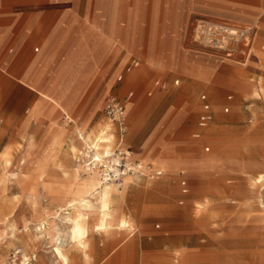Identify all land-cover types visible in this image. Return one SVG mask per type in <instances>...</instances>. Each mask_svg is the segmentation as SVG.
<instances>
[{"label":"rangeland","instance_id":"obj_1","mask_svg":"<svg viewBox=\"0 0 264 264\" xmlns=\"http://www.w3.org/2000/svg\"><path fill=\"white\" fill-rule=\"evenodd\" d=\"M134 1L99 0L101 12L105 5L109 6L108 16L114 19L113 32H110L101 13L102 25L111 41L118 39L122 8L125 3L130 8ZM136 2L141 52L146 51L151 32L158 45L165 42L163 50L159 47L157 60L152 64L143 54L136 55L142 60L141 67L127 74L119 84L116 79L120 70L111 75L101 69V74L95 75L89 87L79 95L72 113H60L53 119L67 130L58 151H34L30 148V139L22 136L24 131L29 132L33 127L23 128L31 102H27L26 110L19 107L21 92L12 90L13 86L7 81L9 77L4 79L0 76V264H64L56 255V247H60L68 257V264H98L95 257L101 245L111 248L101 264H264V204H261L264 178L259 176L264 175V163L259 161L264 159V0L260 3L263 9L257 21L252 23L234 22L210 11L223 7L245 8L254 3L253 0ZM201 20L255 27L251 48L253 56L245 74L241 70L245 69L242 59L228 58L222 51L195 41L194 31ZM123 24H128L126 17ZM123 30L121 27V33ZM126 30L129 48L134 51L138 41ZM168 45L177 48L176 57L178 51L183 53L186 63H192L204 77L209 70L204 63L216 65L213 74L195 85L192 77L178 65L166 64L170 53ZM255 48L258 50L256 57ZM198 59L204 63L196 61ZM149 61H152L151 54ZM178 79L180 83L176 85ZM157 80L167 88H154ZM150 91H153L152 95ZM132 92L134 96L127 102L129 126L126 146L133 150L130 151L134 159L145 167L151 163L168 175L169 161L152 160L165 158L159 154L168 148L174 153L196 154L204 159L199 162L204 169H209L216 159L257 160L250 164L251 170L257 172L249 176L217 174L199 177L185 170L183 174H176H181L179 176L168 178L164 175L161 178H168L167 190L160 186L163 180L149 178V169L145 172L147 177L132 176L130 181L133 182L126 190L128 202L123 213L131 226L124 230L107 229L100 235L90 234L84 248L71 238L70 229L62 222L65 213L61 219H56L62 234L50 232L51 220L44 218L43 212L56 216L59 202L52 194L60 190L49 189L52 192L50 200L42 189L39 188L37 193L34 183L52 175L61 180L68 177L66 181L71 186L77 166L81 164L78 154L84 145L76 132L85 124L81 132L88 141L94 140L104 130L113 133L115 127L104 113L105 98L113 94L126 101ZM203 94L210 100L213 111V121L206 128L199 126L202 112L200 97ZM229 95H233L231 101L227 99ZM55 101L62 105L60 99L55 98ZM227 106L230 111L225 113ZM71 119L75 120L74 125L70 123ZM161 121L160 130L150 140L152 131ZM112 133L106 137L111 138ZM206 147L211 151L206 152ZM41 161L45 164V173L36 172ZM182 179H186L189 185V193L184 198L180 187ZM157 190L166 191L168 202L162 204L152 199L155 198L152 192ZM116 196L119 195L115 193L113 197ZM182 198L184 204L180 205ZM136 202H141L138 206L143 207L142 210H138L140 207H136ZM155 205L163 210H155ZM96 206L99 210V205ZM178 222H183L184 228H178ZM178 231L183 235L178 237ZM134 232L136 234L131 237ZM156 238L167 242L162 249H155L158 246L154 243Z\"/></svg>","mask_w":264,"mask_h":264},{"label":"crops","instance_id":"obj_2","mask_svg":"<svg viewBox=\"0 0 264 264\" xmlns=\"http://www.w3.org/2000/svg\"><path fill=\"white\" fill-rule=\"evenodd\" d=\"M253 1L254 3L247 5L245 8L223 7L212 9L210 12L234 22H256L257 16L260 15L263 9L260 5L263 0ZM122 10V18L119 23L117 35L118 39L116 40L114 38L115 40L111 41L105 30V26L102 25L103 22H101V6L99 0H0V76L4 77V79H6L5 77H9L7 81H9L8 84L13 86L12 90L21 92L19 107L26 110L28 105L27 102H31L27 111L28 118L23 128L25 129L27 126L33 127L29 132L24 131L22 137L30 139L29 141L32 143L30 148L34 151H58L61 148L65 136L67 135V130L53 119L60 113H72L79 95L89 87V82L95 75L101 74V69L106 73L109 72L111 75L116 74L120 70L116 79V83L119 84L124 80L127 74L141 67L142 60L136 55L143 54V57L151 64L155 63L157 60L156 53L159 51V47L161 49L164 48L165 42L159 43L160 45H158L153 39V32H151L148 47L146 51L141 52L140 25L137 19L138 4L136 0L130 8L127 7L125 3ZM125 17L128 22L127 25L123 24V19ZM121 27L124 28L122 39ZM253 28L255 29V27ZM126 29H128L131 36L138 41L136 50L134 51L129 48L130 40ZM151 48L153 49L152 52L150 51ZM168 49L170 53L168 54V61L166 64L169 66L178 65L186 74L192 77V81L195 85L204 81L205 77L206 80H208V76L213 74L216 65L204 63L202 59L196 60L209 67L204 77L197 67L192 66V63H186L183 53L178 51V56H175L177 48L168 45ZM254 52L256 57L258 50L255 48ZM149 54H151L152 61H149ZM252 54L251 50L250 57L241 62L242 66L245 67V69H241L244 70V74L247 69L246 66L250 63V59L253 56ZM176 59L178 60L176 61ZM123 64L125 65L122 68ZM179 83V79L175 81L176 85H179ZM153 86L154 88H166V85L160 80L155 81ZM152 92L153 91H150L149 94L152 95ZM110 96L115 95L109 94L105 98L104 106L106 99ZM133 96L134 93L132 92L129 94L126 101H122L126 105V108L127 102H129ZM55 98L60 99L62 105H59L55 101ZM227 99L231 101L233 95H229ZM200 100L202 112L199 117V126L201 128H206L213 121L212 105L206 94L201 95ZM130 105L132 106L133 103L131 102ZM206 105L209 106L208 109L205 108ZM63 108L67 110V113ZM229 111L230 107L227 106L225 108V113ZM71 121L74 125L75 120L71 119ZM110 123L115 127V131L113 133L110 130L103 131L100 133L101 136L99 134L94 140H91L93 143L86 140V137L81 132L85 124L80 127L76 135L84 145L80 149L78 157L87 148H94L99 155H105L119 146L120 135L118 127L113 122L110 121ZM162 124L163 121L158 123L154 128L150 140L160 130ZM109 133H112L110 137L113 139L106 137ZM126 136L121 143L122 148L129 149L133 152L132 149L126 146ZM112 140H116V144H114ZM57 142H60V144L56 146L55 144ZM172 151L173 150L168 148L163 149L159 155H165V158L156 157L152 159L157 161H169L171 163L169 164L168 175L163 173L161 177L155 180L163 178L164 175L168 178L179 176L185 173V170L191 175L199 177L214 176L217 174H243L249 176L257 172L252 171L250 165L257 160L246 162L230 159H216V162L210 165L209 169H204L203 165L199 163L204 159L198 158L196 154L174 153ZM205 151L210 152V147H206ZM180 155L184 156L181 157ZM259 161L264 163V159H260ZM44 166L45 164L41 161L36 172L45 173ZM78 166L85 174L86 172L93 173V171H96H87L82 164ZM181 167H185L186 169H182L181 171ZM32 172H34V169ZM47 172L49 173L48 169ZM180 172L181 174L176 175ZM34 175L38 176L37 173H34ZM74 175L75 174L72 176ZM50 176H45V180L40 179L39 182H35L34 189L37 190V193L39 188L42 189L44 195H47L51 200L49 189L56 188L64 192L65 189H68L70 186L66 181L68 177L62 178L61 180L52 175ZM138 177H147V173L139 174ZM168 178L161 179L163 181L160 183V186L165 190H167L165 185L168 183ZM132 182L133 181H130L127 184V188H129ZM231 182L232 181H229L228 183ZM259 184L261 183L259 182ZM180 187L182 197L184 198L189 193L188 181L182 179ZM165 190L153 191L152 194L155 198L152 199L160 201L162 204L165 201L168 202ZM183 198L179 202L180 205L184 204ZM120 199L119 196L113 197L111 212L119 210L118 217H123L125 205L128 202L126 193L124 201L121 202ZM138 204L140 205L141 202H136V207H140ZM158 208L160 207L154 206L155 210H163ZM142 209L143 207L138 208L139 211ZM153 215L157 216L156 213ZM163 217L162 220L165 219ZM180 227L184 228L183 222H181V224L178 222V228ZM102 232L105 231L91 228L89 236L90 234L100 235ZM135 234L136 232L132 233L131 237ZM182 235L183 232L178 231L177 236L180 237ZM154 240V243L158 244L155 248L156 250L162 249V246L167 243L163 238H156ZM159 243H161V245ZM109 251H111V248L106 249L104 245L98 247L95 257L98 264L104 261L106 252ZM101 252L103 254H101Z\"/></svg>","mask_w":264,"mask_h":264},{"label":"built area","instance_id":"obj_3","mask_svg":"<svg viewBox=\"0 0 264 264\" xmlns=\"http://www.w3.org/2000/svg\"><path fill=\"white\" fill-rule=\"evenodd\" d=\"M254 37V28L251 26L208 20L199 21L194 31L195 41L206 47L222 51L228 58H240L243 61L251 55ZM205 108L208 109L209 106L206 105ZM104 113L111 122L117 125L120 144L110 153L101 155L100 158L95 149L87 148L79 155V163L87 171L97 170L103 184L112 183L120 188L127 176L139 175L147 172L148 169L150 179L155 180L161 177L162 171L145 167L143 163L134 159L130 150L122 148L121 143L128 132L126 105L116 96H110L106 99Z\"/></svg>","mask_w":264,"mask_h":264},{"label":"bare ground","instance_id":"obj_4","mask_svg":"<svg viewBox=\"0 0 264 264\" xmlns=\"http://www.w3.org/2000/svg\"><path fill=\"white\" fill-rule=\"evenodd\" d=\"M109 10V6L105 5L103 7V13H101L103 20H105V23L108 25L107 30L113 32L114 19H111L108 16ZM55 145H59V142H57ZM96 154L99 158L101 157L97 151ZM148 167L152 170L157 169L151 163ZM77 169L78 170L75 175L74 183L69 187L68 190H65L64 192L53 190L55 192H53L52 195H54L55 199L59 202V212L56 214V216L51 217L48 212H43V214L44 218L51 220L50 232L56 231L58 235H61L62 230L58 226L56 219H61L62 213H65L66 216L61 220L70 229L71 238L79 241L80 243H78L85 248L86 239L89 237L91 228L105 231L107 229L124 230L131 226L130 221L127 218H124L125 216L118 217L119 210L111 212V204L113 202V195L115 193L119 195L121 202L124 201L127 184L132 179V176H127L124 179L123 186L120 188L119 186L112 183L103 184L100 174L97 170L93 171V173L86 172L85 176H82V171L80 172L79 166H77ZM259 176L260 179L264 178L263 174H260ZM97 204L99 205V210H97ZM261 204H264L263 196H261ZM262 206L264 207V205ZM200 208H202V205H200ZM55 250L58 259H60L64 264H68V257L63 253L62 249L60 247H56ZM25 260L29 259L25 257Z\"/></svg>","mask_w":264,"mask_h":264}]
</instances>
